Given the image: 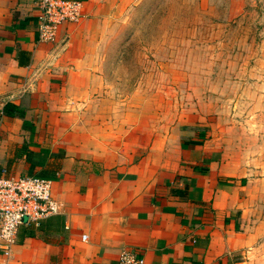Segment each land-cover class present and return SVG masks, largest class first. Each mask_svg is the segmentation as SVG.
<instances>
[{
	"label": "crops",
	"instance_id": "1",
	"mask_svg": "<svg viewBox=\"0 0 264 264\" xmlns=\"http://www.w3.org/2000/svg\"><path fill=\"white\" fill-rule=\"evenodd\" d=\"M79 1L82 19L41 42L36 0H0V176L49 179L60 205L18 228L10 264H117L123 250L142 264H264L260 199L213 126L172 121L148 80L123 96L98 69L139 0Z\"/></svg>",
	"mask_w": 264,
	"mask_h": 264
},
{
	"label": "rangeland",
	"instance_id": "2",
	"mask_svg": "<svg viewBox=\"0 0 264 264\" xmlns=\"http://www.w3.org/2000/svg\"><path fill=\"white\" fill-rule=\"evenodd\" d=\"M113 27L98 69L123 96L148 80L172 121L210 123L264 213V0H139Z\"/></svg>",
	"mask_w": 264,
	"mask_h": 264
},
{
	"label": "built area",
	"instance_id": "3",
	"mask_svg": "<svg viewBox=\"0 0 264 264\" xmlns=\"http://www.w3.org/2000/svg\"><path fill=\"white\" fill-rule=\"evenodd\" d=\"M37 35L41 42H53L63 23H77L82 17L79 0H36ZM52 181L37 176H0V264H10L12 247L20 226L37 225L59 212L52 197ZM82 240L85 236L82 235ZM117 264H142L133 250L119 253Z\"/></svg>",
	"mask_w": 264,
	"mask_h": 264
}]
</instances>
